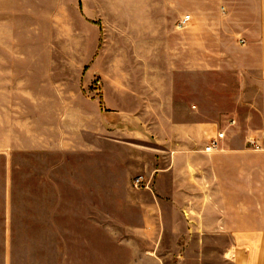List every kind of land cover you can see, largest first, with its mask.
<instances>
[{"label":"crops","instance_id":"1","mask_svg":"<svg viewBox=\"0 0 264 264\" xmlns=\"http://www.w3.org/2000/svg\"><path fill=\"white\" fill-rule=\"evenodd\" d=\"M0 40V87L109 92L0 121V264H103V137L113 264H264V0H0Z\"/></svg>","mask_w":264,"mask_h":264},{"label":"rangeland","instance_id":"2","mask_svg":"<svg viewBox=\"0 0 264 264\" xmlns=\"http://www.w3.org/2000/svg\"><path fill=\"white\" fill-rule=\"evenodd\" d=\"M7 41V40H6ZM9 43L6 42L4 44L3 40H0V46H8ZM24 45V43H23ZM26 46V45H25ZM107 90L108 88H103L99 85L97 82H93L92 86L89 87H79V86H67V87H47V86H23V87H0V121L6 122L7 127L12 125L13 120L9 118V114L12 110H20L22 112V121L23 126L24 125H33L39 126L41 125V122L39 119H31L29 118V115L31 114V111H37L40 108L42 109H55L54 104L52 102L46 103L44 100L45 96H54V95H66V96H72V95H84L87 98H97L99 101L102 102L103 108L104 107V94L107 93L103 90ZM109 95V92H108ZM38 98V99H37ZM14 99H16V102H14ZM16 106V108H14ZM38 107V108H37ZM107 108V107H106ZM105 108V109H106ZM108 110V109H107ZM30 113V114H29ZM43 121V120H41ZM106 133H103L105 135ZM108 135V134H107ZM109 139L106 137H103V143H102V198L101 200H97V203L100 201V206L102 208V222L103 226L106 224L107 227H103L104 229H107V231H104L103 229V264H113V243L109 240V237H107L108 233L113 234V230H110L108 226L110 224H113L112 219V213L113 208L119 207L118 201L113 199L111 195H113V183L111 182V169H110V159H109ZM19 162L25 163V161H22L21 159H18ZM139 175H135L133 177L134 180ZM134 189L138 190L141 187H135L133 183ZM88 201V200H87ZM93 200H90V203ZM99 204V203H98ZM91 205V204H89ZM115 234L117 235V238L124 239L127 232L125 230H118L115 231ZM174 248H164L165 253H169V251H173ZM166 264H173L172 263V255H168Z\"/></svg>","mask_w":264,"mask_h":264},{"label":"built area","instance_id":"3","mask_svg":"<svg viewBox=\"0 0 264 264\" xmlns=\"http://www.w3.org/2000/svg\"><path fill=\"white\" fill-rule=\"evenodd\" d=\"M190 20V15H186L182 20H180L177 24L178 28H185ZM233 123V121H232ZM225 133L220 132L218 133L217 137L211 140L210 144L205 147V151L212 152L214 150L220 149V142L224 138ZM248 144L255 150H261L263 146L255 139H249ZM135 187H142L145 186L142 183V178L138 177L134 180Z\"/></svg>","mask_w":264,"mask_h":264}]
</instances>
